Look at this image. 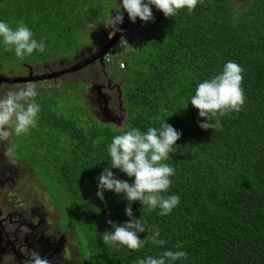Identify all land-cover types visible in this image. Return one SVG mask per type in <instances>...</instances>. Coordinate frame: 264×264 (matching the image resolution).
Returning <instances> with one entry per match:
<instances>
[{"label":"trees","instance_id":"16d2710c","mask_svg":"<svg viewBox=\"0 0 264 264\" xmlns=\"http://www.w3.org/2000/svg\"><path fill=\"white\" fill-rule=\"evenodd\" d=\"M106 2L0 0V21L13 29L22 21L34 39L43 40L52 50L45 54L37 50L21 60L14 48L4 50L0 38L2 52L16 56L23 64L15 69L20 72L29 60L62 67L80 64L96 53L90 46L85 54L77 45L87 34L88 24L105 20ZM152 12L154 21L142 22L138 17L132 22L141 31L126 35L127 53L117 48L110 63L100 62L104 67L124 62L122 68L113 69L123 78L121 126L84 112L81 118L42 110L44 116L32 128L39 139L22 156L31 167L48 174L68 199L86 252L92 254L85 263L136 264L138 258L175 250L181 242L187 258L173 264H264V0L236 4L233 0H199L193 11L180 9L174 18H166L155 6ZM95 32L97 47L105 38L100 30ZM74 55L76 63L70 59ZM228 61L244 69L245 103L240 112L219 117L220 129L204 130L199 122L206 118L199 116L190 99L198 84L219 74ZM164 119L182 132L176 152L164 161L175 169V175L163 193L178 195L180 203L166 216L158 208L149 212L139 201L132 203V209L142 223L159 228L166 244L148 242L137 251L123 245L109 247L102 240V233L112 230L107 221L122 224L130 218L125 214L128 201L124 194L105 190L103 201L96 195L97 177L110 168L108 146L116 135L131 128L146 133L149 127L159 128ZM111 170L117 178L134 181L119 169ZM138 235L143 239L147 231Z\"/></svg>","mask_w":264,"mask_h":264},{"label":"clouds","instance_id":"9594fccd","mask_svg":"<svg viewBox=\"0 0 264 264\" xmlns=\"http://www.w3.org/2000/svg\"><path fill=\"white\" fill-rule=\"evenodd\" d=\"M198 2L199 0H146V2L122 0V5L116 9V14L110 13L103 24L111 29L109 33L111 37L116 32L122 31L119 25L123 23L124 11L132 22L138 17L142 22H149L155 20L152 6L160 10L166 18H174L180 9L187 8L189 12L193 11ZM0 38L5 46L4 50L9 51L14 48L15 55L21 60L34 51L43 53L47 49L45 42L34 39L33 32L22 21L15 29L8 23L0 21ZM243 71L239 64L228 61L219 74L198 84L190 102L198 109L199 116L206 118L203 122H199L200 128L218 130L222 127L219 117L241 111L246 100L241 86L244 79ZM36 82H25L23 87L9 90L3 98H0V142L4 145L13 133L19 137L21 134H27L30 128L37 125L41 109L35 98L43 85L38 86ZM181 135V131L164 119L159 128L149 127L146 133L138 128H131L113 138L108 146L111 157L110 168H105L97 177L96 195L103 201L105 190L124 194L128 201L125 214L130 219L122 224L111 219L107 221L112 226V230L102 233L105 245L109 247L123 245L137 251L148 242L161 247L166 244V240L160 238L158 227L142 223L135 217L132 203L141 202L143 206H147L149 212L158 208L162 216L170 214L179 205L178 195L165 196L163 193L168 191L172 184L170 177L175 175V169L164 161L172 158L170 154L176 152L177 141ZM98 143L99 139L94 141V144ZM15 153L14 144L4 146V156L12 163H15ZM111 169H119L128 177H134V181L129 183L128 180L117 178ZM145 231L147 235L141 239L138 234ZM174 247L175 250L166 249L159 257L138 258L136 264H173L177 260L187 258V252L181 250L183 247L181 242H177ZM91 259V252H85L83 261H91ZM24 264H52V261L47 256H42L39 251H34Z\"/></svg>","mask_w":264,"mask_h":264},{"label":"rangeland","instance_id":"374dc122","mask_svg":"<svg viewBox=\"0 0 264 264\" xmlns=\"http://www.w3.org/2000/svg\"><path fill=\"white\" fill-rule=\"evenodd\" d=\"M107 1L108 2L104 5V9L107 11L105 20L101 23L88 24L86 26L88 30L87 34L82 36V39L77 45V49L85 50L83 51L85 54L89 51L88 48L90 46L92 47H90L92 53H94V49H97L96 52L102 49L111 38L109 36L111 29L106 28L103 22L107 20L110 13L112 15L116 14V9L121 7L122 0ZM242 1L247 0H233V3L236 4ZM121 11H123L122 8ZM132 24V21L128 17L127 26L124 27L123 34L119 36V38L121 37L120 40L116 39V41L123 42L127 40L126 35L132 37L140 33L141 28L139 25L135 23V27H132ZM95 29L98 31L100 30L101 34H104V36L106 34L104 42L97 47L96 43L93 44V39L96 37ZM128 50L129 49L124 47L123 53H127ZM2 51L0 47V60H2L0 61L1 77L43 75L57 72V70H61L62 68V66L57 63L51 64V62H48L49 64H44V62L47 61H40L37 59L38 63L31 60L26 62L25 67H22L20 72L15 69H20V65L23 64L18 62L16 56L12 55L10 57ZM49 51L52 50L47 47L46 53ZM76 55L78 54L76 53ZM76 55L70 58L75 60L74 63L77 62ZM57 56L58 59L61 60L60 53H58ZM27 65L31 70H27ZM117 65L119 66V64H116V66L113 65L114 67H112L111 64H107L104 67L98 59L94 63L85 65L81 70H73L71 68L69 73L61 74V76L59 75L56 78L36 82L38 86L43 85V87L40 88L35 101L39 104L41 111L53 109L64 115L74 114L79 115L81 118L84 117V112L95 116L99 120L113 122L116 127L121 126L124 117V109L121 103V85L123 83V78L120 74H114L113 69L115 68V70H117ZM14 85L15 87H13L12 84L0 82V98H3L5 93L9 90H16L23 87L25 83H14ZM82 98L86 101H83ZM41 116H44V113L39 112L38 117ZM33 132L35 131H32V128H30L27 134H21L19 137L13 133L14 138L10 136L9 141L5 145L3 142H0V158H3L4 167H13V177L15 178L14 188L16 192L12 197H7L8 206H6L7 203H5V199H3L6 198L5 196L0 198V204H3L4 207H8V209H16V213L19 209L26 210L27 213L24 214V217L28 219V223L39 227L29 234L30 237L27 240H24L22 235L21 239H18V237L17 239L13 238L12 245L15 249L20 247L25 248L27 245L30 246L31 244L32 247H34V238L40 239L38 241L40 246L35 247L33 250L42 251L45 248L41 255L47 256L52 261V264H81L84 260L82 256L87 250L85 247V240L83 239V233H81L76 222V216H74L72 210L69 209L68 199L58 190L57 183L49 181L50 176L48 174H42L37 168L34 169L31 167V164L29 165L25 156H22L23 153L26 155L29 154V151L33 147V143L39 139ZM44 138V135L43 138L41 136V141H43ZM10 144H14L16 147L15 163L10 162L4 156V153L3 156H1L4 146L7 147ZM29 176H31L30 179L28 178ZM37 180H40L45 188L42 187ZM8 184L9 183L4 184V190L7 188ZM6 212H8V210L5 211L3 209V214L2 216L0 215V218H3L4 224H7L6 216H9ZM15 225L16 224H13L12 226ZM22 228L23 227L15 230L22 234L21 231H24ZM41 229L43 230L41 231ZM7 232L9 231L7 230ZM84 262L85 261H83V264H89Z\"/></svg>","mask_w":264,"mask_h":264},{"label":"flooded vegetation","instance_id":"af4514ba","mask_svg":"<svg viewBox=\"0 0 264 264\" xmlns=\"http://www.w3.org/2000/svg\"><path fill=\"white\" fill-rule=\"evenodd\" d=\"M59 65L62 66V64H59ZM101 65L103 66V64ZM74 66L76 65L68 66V67L64 66L61 68V70H66V71H63L66 74V73H69L67 72V70L73 68ZM28 67L29 66L27 65L26 66L27 70H31V68H28ZM61 70H57V72ZM1 156L3 155L1 154ZM12 169L13 167L12 168L9 166L4 167L3 158H0V198L5 196L6 198H3L5 199L4 200L5 203H7V197L10 198L16 193L15 188H14L15 178L13 177L14 170ZM5 183H9V184L7 185V188H5L4 190L3 186ZM6 206H8V203ZM3 209L5 211L8 210L6 214H9L10 217L6 216L7 224H4L3 218H0V264H24V261H26L28 258L31 257L32 252L34 251L33 249L37 246H40V244H38V241L40 239L34 238V241H35L34 247H32V244H31L30 246L27 245V247L25 248L20 247V248L15 249V247L12 245L13 238L17 239L18 237V239H21V235H22L23 239L27 240L30 237L29 234L31 232H34L39 227H37L34 224L28 223V219L24 217V214L27 213L26 210L19 209L17 210V213H16L15 212L16 209H8V207H4L3 204H0V215L1 216L3 214L2 213ZM13 224H16V225L12 226ZM21 227H23L22 230H24V231H21L22 234H20L19 232L15 230V229H21ZM25 229H27V231H25ZM7 230L9 232H7ZM42 230L43 229H41V231ZM44 250L45 248L42 251H39L40 254Z\"/></svg>","mask_w":264,"mask_h":264},{"label":"water","instance_id":"95a60500","mask_svg":"<svg viewBox=\"0 0 264 264\" xmlns=\"http://www.w3.org/2000/svg\"><path fill=\"white\" fill-rule=\"evenodd\" d=\"M128 14L125 11L124 12V16H123V23L120 24V28L122 29V31H118L116 32L113 36H111L110 40L107 42V44L105 46H103L102 49H99L96 53H94L91 57L87 58L86 60H84L82 63L74 66L72 69L76 70V69H80L81 67H84L85 65L93 62V61H97L98 59L100 60V62L103 59V55L105 54V52L109 49V47L116 41V39L119 38V36L123 33L124 27L127 26V17ZM71 69L67 70V72H69ZM63 71L66 70H61L58 72H53V73H47V74H39V75H35V76H21V77H0L1 81L4 82H13V83H25V82H36V81H40V80H45V79H50V78H55L58 75L62 74Z\"/></svg>","mask_w":264,"mask_h":264},{"label":"built area","instance_id":"2783aa9c","mask_svg":"<svg viewBox=\"0 0 264 264\" xmlns=\"http://www.w3.org/2000/svg\"><path fill=\"white\" fill-rule=\"evenodd\" d=\"M123 34V33H122ZM121 38V37H120ZM120 38H118V40H120ZM132 48H135V43L132 41L130 42ZM128 46V38L127 40L123 41V42H119V41H115L110 47L109 49L105 52V54L103 55V59L106 63H110V61L112 60V58L117 54H114V51L117 50V48H124ZM119 64V67H123L124 66V62L122 60H119V62L117 63Z\"/></svg>","mask_w":264,"mask_h":264},{"label":"crops","instance_id":"0c3cea01","mask_svg":"<svg viewBox=\"0 0 264 264\" xmlns=\"http://www.w3.org/2000/svg\"><path fill=\"white\" fill-rule=\"evenodd\" d=\"M63 74H65V73H63ZM63 74H62V75H63ZM58 76H59V75H58ZM58 76H57V77H58ZM60 76H61V75H60ZM0 77H1V76H0ZM4 77H5V76H4ZM5 78H8V77H5ZM55 78H56V77H55ZM50 79H51V78H50ZM45 80H47V79H45ZM0 82H2V83H4V84H12L13 87H15V85H14L13 82H4V81H1V80H0ZM7 91H8V90H7ZM6 93H7V92H6ZM6 93H5V95H6ZM5 95H4V96H5ZM3 153H4V150H3V152H2L1 154L3 155Z\"/></svg>","mask_w":264,"mask_h":264}]
</instances>
